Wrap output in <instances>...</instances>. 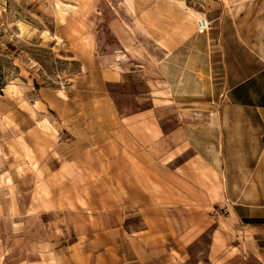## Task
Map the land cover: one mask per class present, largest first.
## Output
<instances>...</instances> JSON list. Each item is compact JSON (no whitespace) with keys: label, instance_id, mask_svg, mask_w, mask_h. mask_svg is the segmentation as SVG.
<instances>
[{"label":"crops","instance_id":"crops-1","mask_svg":"<svg viewBox=\"0 0 264 264\" xmlns=\"http://www.w3.org/2000/svg\"><path fill=\"white\" fill-rule=\"evenodd\" d=\"M179 22L152 53L149 109L121 114L106 88L31 98L68 123L58 171L85 207L0 241V264H264V6L230 5L206 34ZM118 69L105 86L124 83Z\"/></svg>","mask_w":264,"mask_h":264},{"label":"rangeland","instance_id":"rangeland-1","mask_svg":"<svg viewBox=\"0 0 264 264\" xmlns=\"http://www.w3.org/2000/svg\"><path fill=\"white\" fill-rule=\"evenodd\" d=\"M241 2L264 6V0H0V241L19 244L37 221L60 225L68 209L85 207L79 196L73 202L85 188L62 185L58 171L69 158L68 123L58 122L53 102L31 98L82 99L106 88L121 114L147 110L150 103L138 97L158 83L152 53L164 45L166 26L177 30L184 16L178 24L198 34L205 18L210 32L224 8ZM110 68L128 74L124 83L104 85L102 72ZM135 69L140 73L130 74ZM103 191L116 196L122 188Z\"/></svg>","mask_w":264,"mask_h":264},{"label":"built area","instance_id":"built-area-1","mask_svg":"<svg viewBox=\"0 0 264 264\" xmlns=\"http://www.w3.org/2000/svg\"><path fill=\"white\" fill-rule=\"evenodd\" d=\"M210 27V23L207 21V19L202 18L197 22V33L198 34H205Z\"/></svg>","mask_w":264,"mask_h":264},{"label":"trees","instance_id":"trees-1","mask_svg":"<svg viewBox=\"0 0 264 264\" xmlns=\"http://www.w3.org/2000/svg\"><path fill=\"white\" fill-rule=\"evenodd\" d=\"M0 78H1V76H0ZM3 88L2 87H0V91L2 90Z\"/></svg>","mask_w":264,"mask_h":264},{"label":"bare ground","instance_id":"bare-ground-1","mask_svg":"<svg viewBox=\"0 0 264 264\" xmlns=\"http://www.w3.org/2000/svg\"><path fill=\"white\" fill-rule=\"evenodd\" d=\"M194 17V16H193ZM195 18V17H194Z\"/></svg>","mask_w":264,"mask_h":264}]
</instances>
